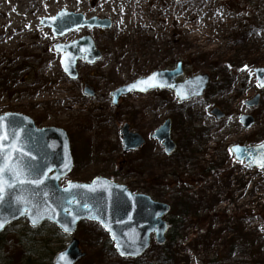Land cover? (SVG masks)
I'll return each instance as SVG.
<instances>
[{"label": "rangeland", "instance_id": "obj_1", "mask_svg": "<svg viewBox=\"0 0 264 264\" xmlns=\"http://www.w3.org/2000/svg\"><path fill=\"white\" fill-rule=\"evenodd\" d=\"M225 2L0 0V113L20 112L38 127L65 129L74 167L61 184L104 176L170 203L171 215L183 209L179 237L168 254L152 240L133 261L109 250L98 223L82 221L74 236L86 255L76 264H161L165 255L167 264H264V171L247 168L230 151L233 144L264 141V87L254 73L264 68V0H236L233 8ZM61 9L86 19L107 17L112 26L55 36L41 21ZM86 34L102 56L93 64L78 59V77L70 80L55 44ZM178 59L186 62L183 77L208 74L202 96L178 101L170 89H152L111 104V90L173 67ZM83 82L93 87V96L83 93ZM257 93L258 104L247 106L244 101ZM214 107L223 118L211 114ZM242 114L254 118L250 127L239 122ZM165 119L175 143L170 154L151 137ZM124 122L145 138L140 148L123 152ZM187 202L197 203L190 221ZM30 229L24 218L6 228L0 264H27V258L38 257L47 236ZM69 240L60 233L48 239V247L55 254Z\"/></svg>", "mask_w": 264, "mask_h": 264}, {"label": "water", "instance_id": "obj_2", "mask_svg": "<svg viewBox=\"0 0 264 264\" xmlns=\"http://www.w3.org/2000/svg\"><path fill=\"white\" fill-rule=\"evenodd\" d=\"M41 24L49 26L55 36H62L70 30L82 27L109 28L111 20L107 17L98 18L97 16L86 19L81 13L61 9L56 15L43 18ZM54 48L56 51L62 52L60 65L69 79H76L78 76L76 70L78 59H83L86 63L91 64L101 57V51L96 48L92 37L88 34L68 43H57ZM254 73L258 85L264 84V68L257 67L254 69ZM153 74L158 75L154 76L150 83L156 86L150 87L148 91L155 88L171 89L179 101L202 96L209 81L207 73H198L177 81V78L183 74L182 63L178 61L171 69H156L146 76L138 77L133 81L117 86L110 92L111 103L115 104L120 96L131 92H148L138 90L139 87L144 85H139L137 89L133 90H129V86L138 80L153 76ZM84 85V93L93 96L92 89H88L86 83ZM178 92L182 94L183 98L178 95ZM259 98L260 94L257 93L251 99L246 100L245 104L249 107L256 106ZM211 113L217 119L224 116V113L218 107H214ZM6 115L8 120L15 121L17 131L24 137L27 144L25 150L30 151V155L35 158L34 163L38 165L39 169L48 172V177L40 186L41 196L38 200L33 201L37 205L35 209L31 210L33 215L38 217L36 225L33 226L29 216H21L18 212L15 213V218H13L16 205L6 198V201L0 205V216L6 221L4 227L0 229V233L8 224L21 218H25L32 228L38 227L45 221L50 222L62 233L68 235L75 232L79 221H95L108 233L110 240L113 242V248L119 256L121 255L116 250L117 241L120 242L122 249L126 251L139 250L138 255H124L121 257L140 256L150 244L151 233H153L154 240L158 245H162L166 241L168 224L164 217L170 210L168 203L153 200L149 195L143 193H133L126 185L104 176H95L89 182L68 180L64 186H61L59 184L60 180L74 166L66 131L56 126L37 128L33 119L22 113L6 112L0 114V116ZM8 120L5 121V124L8 123ZM239 121L244 128H248L253 124L254 118L251 115L242 114ZM120 134L123 151L135 150L144 143L143 136L138 132L131 131L128 123H123ZM152 137L162 143L166 154L173 151L175 143L170 138V119H166L158 126L153 131ZM261 145H264V141L252 145L233 144L230 146V150L236 160L240 161L239 152L244 156V163L248 164L251 159H259L261 153H264V149L260 148ZM66 164L67 167H65ZM251 167L259 166L253 164ZM97 181L98 183H96ZM69 182L72 185H89L95 188L96 191L91 192L75 187H72L70 191H65V189L70 188ZM43 192L49 194L47 198L43 197ZM18 194L19 192L14 195ZM84 202L90 205L91 216L95 218H90L89 209L81 206ZM53 209L55 211H52ZM65 228L69 230L65 231ZM114 236L116 239L113 238ZM84 255L85 252L79 247V240L72 237L68 245L55 254L51 264H74Z\"/></svg>", "mask_w": 264, "mask_h": 264}, {"label": "snow or ice", "instance_id": "obj_3", "mask_svg": "<svg viewBox=\"0 0 264 264\" xmlns=\"http://www.w3.org/2000/svg\"><path fill=\"white\" fill-rule=\"evenodd\" d=\"M156 75L158 74H153V76L134 82L129 86V90L137 89L139 85H144L143 87H139L138 90L148 91L150 87L156 86L150 83ZM259 86L264 87V84H260ZM178 95L183 98L181 93L178 92ZM6 120H8L7 115L0 116V205H2L7 198L16 205L13 218H15L16 212L21 216L27 215L31 219L33 226H35L38 217L33 215L31 211L37 207L33 201L38 200L41 196L42 190L40 186L48 177V172H43L39 169L38 165L34 163L35 158L31 157L30 151L25 150L27 144L24 141V137L17 131L15 121L8 120V123L5 124ZM260 148L264 149V145H261ZM238 157L240 158V162L243 163L244 156L238 152ZM253 164H257L259 167L264 168V153H261L259 159H251L247 166L251 167ZM65 167H67V164ZM49 171H51V169H49ZM96 183H98V181ZM69 184L70 188L65 189V191H70L72 187L91 192L96 191L95 188L89 185H72L71 182H69ZM17 192H19V194L14 195ZM42 194L45 198L49 195L47 192H43ZM81 206L85 209H89L90 218H95L91 216V209L88 203L84 202ZM45 211H47V209H45ZM52 211L55 210L53 209ZM65 211H67V209H65ZM5 222L3 217L0 216V229L4 227ZM105 227L107 226L105 225ZM64 230L68 231L69 229L65 228ZM113 238L116 239L115 236ZM116 250L121 256L139 254L138 249L133 251L122 249L119 241L116 243Z\"/></svg>", "mask_w": 264, "mask_h": 264}, {"label": "trees", "instance_id": "obj_4", "mask_svg": "<svg viewBox=\"0 0 264 264\" xmlns=\"http://www.w3.org/2000/svg\"><path fill=\"white\" fill-rule=\"evenodd\" d=\"M176 1H183V2H188L187 4H197L200 2V0H176ZM236 0H226V5L230 8H233L235 5ZM184 65H186V62L184 61ZM204 172L207 171V169L203 170ZM174 206L172 205V208ZM182 212V213H181ZM181 214L183 215V209L182 211H178L177 214L171 215L170 213L166 216L167 223L169 225V230L167 232V240L166 243L161 247L164 250L165 254H168L167 248L171 246V244L176 240V238L179 237L177 234V224L181 222ZM41 229V230H40ZM40 230V231H39ZM46 233H43V232ZM30 232L32 234H39V235H45L47 237L42 238L43 241L40 242V247H41V253L38 255L37 258H27L26 263L27 264H48L52 257L54 256L53 251L49 249L48 247V239L51 237H55L58 234H60L59 230L52 224L49 223H43L39 227L35 229H30ZM2 236H0V241L2 242L1 239ZM183 238V237H181ZM107 243L109 244V250L113 252L112 245L110 244L109 240H106ZM46 248L45 251L42 252V249ZM164 254V255H165ZM166 256V255H165ZM164 264V262H162Z\"/></svg>", "mask_w": 264, "mask_h": 264}, {"label": "flooded vegetation", "instance_id": "obj_5", "mask_svg": "<svg viewBox=\"0 0 264 264\" xmlns=\"http://www.w3.org/2000/svg\"><path fill=\"white\" fill-rule=\"evenodd\" d=\"M169 68V67H167ZM196 205L197 203H191V202H187L185 204V208H184V213L187 214L189 216V221L192 217H194L195 213H196ZM198 210V209H197ZM247 215L249 216V210L246 211ZM191 215V216H190ZM191 217V218H190ZM188 221V222H189ZM166 243V242H165ZM170 258L167 259V261H169ZM132 260V259H131ZM133 261V260H132Z\"/></svg>", "mask_w": 264, "mask_h": 264}, {"label": "bare ground", "instance_id": "obj_6", "mask_svg": "<svg viewBox=\"0 0 264 264\" xmlns=\"http://www.w3.org/2000/svg\"><path fill=\"white\" fill-rule=\"evenodd\" d=\"M61 128V127H60Z\"/></svg>", "mask_w": 264, "mask_h": 264}]
</instances>
